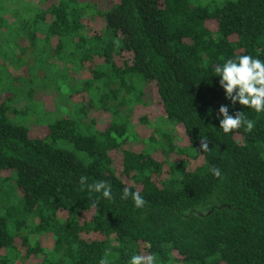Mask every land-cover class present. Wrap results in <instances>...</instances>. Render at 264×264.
<instances>
[{"label": "trees", "instance_id": "obj_1", "mask_svg": "<svg viewBox=\"0 0 264 264\" xmlns=\"http://www.w3.org/2000/svg\"><path fill=\"white\" fill-rule=\"evenodd\" d=\"M1 54L0 264H264V112L223 132L214 72L264 60V0H0ZM147 84L184 136L133 129Z\"/></svg>", "mask_w": 264, "mask_h": 264}, {"label": "clouds", "instance_id": "obj_2", "mask_svg": "<svg viewBox=\"0 0 264 264\" xmlns=\"http://www.w3.org/2000/svg\"><path fill=\"white\" fill-rule=\"evenodd\" d=\"M216 76L220 79L219 86L224 91V96L230 101L229 105L221 104L216 118L219 120V127L223 132L228 133L239 128L243 123L245 129L250 131L254 127L252 120L247 119L243 111H235L234 115H229V107H234L236 103L254 109L257 113L264 112V60L249 54L230 57L222 64L214 67ZM223 117L222 119L220 117ZM200 149L207 151V138H201ZM216 177L221 176V171L217 167L209 169ZM85 176H80V186L87 187L90 191L100 193L104 198L112 199L111 185L99 180L91 184H85ZM129 196L135 208H142L146 203L139 191H131L125 187L121 194V199H128ZM99 264H108L106 257H101ZM129 264H157L155 254L142 255L133 253L129 257Z\"/></svg>", "mask_w": 264, "mask_h": 264}, {"label": "rangeland", "instance_id": "obj_3", "mask_svg": "<svg viewBox=\"0 0 264 264\" xmlns=\"http://www.w3.org/2000/svg\"><path fill=\"white\" fill-rule=\"evenodd\" d=\"M30 2H32L33 4H39V0H29ZM9 5L11 6V2H9ZM91 20V19H90ZM89 23H91V25H89V28L94 29V27L100 25L99 20H97L96 22L88 21ZM5 57L3 54H1L0 59ZM54 92L53 91H41V94L36 96V99L38 101L43 102V104L45 105V107L49 110H55V104H54ZM154 94L153 89L150 87L149 84L145 85L144 87V97H143V102H141V104H139L136 108L135 111L133 113V117H132V122H134L133 125V129L135 131L138 132V134L140 136H149V134L151 133V130H153V128H155L156 126H159L161 129L163 128L165 131L168 132H174L175 134H177L178 136H184V130L183 127L181 125H173L168 123V121L166 120V117H164V109L162 107V105L160 103H158L157 97ZM102 117H106L104 116H100L99 117V121L98 123H102ZM144 119V121H142ZM145 119L147 120V122L145 121ZM35 133H42V129L33 127L32 128ZM132 137V141H130L131 143H134L135 145H137V143H141V141L139 139H135V136H131ZM139 145V144H138ZM193 163L190 164V166Z\"/></svg>", "mask_w": 264, "mask_h": 264}]
</instances>
